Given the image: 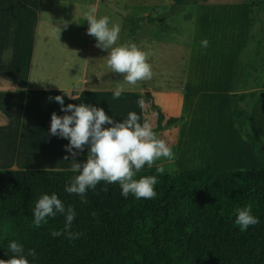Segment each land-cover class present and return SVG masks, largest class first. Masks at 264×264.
Returning <instances> with one entry per match:
<instances>
[{
  "label": "trees",
  "instance_id": "16d2710c",
  "mask_svg": "<svg viewBox=\"0 0 264 264\" xmlns=\"http://www.w3.org/2000/svg\"><path fill=\"white\" fill-rule=\"evenodd\" d=\"M207 2L175 0L179 7ZM263 56L260 44L248 66L238 68L232 84L234 122L260 167L159 175L152 166L136 178L157 176L154 198L130 194L125 199L118 184L101 181L87 191V204L65 192L78 175L73 171L0 170V259L11 256L7 245L17 240L25 252L35 250V259L27 257L30 264H264V139L249 126V106L258 94L245 93L264 68ZM53 193L65 208H74L71 231L79 238L51 235L65 227L59 213L34 226L35 202ZM249 204L259 223L241 232L235 209Z\"/></svg>",
  "mask_w": 264,
  "mask_h": 264
},
{
  "label": "rangeland",
  "instance_id": "374dc122",
  "mask_svg": "<svg viewBox=\"0 0 264 264\" xmlns=\"http://www.w3.org/2000/svg\"><path fill=\"white\" fill-rule=\"evenodd\" d=\"M107 1L127 11V17L111 11L105 5ZM13 2L8 3V6L12 4L14 10L11 16L5 19L8 23H5L4 28L10 29L12 24L15 26V35L11 38L14 46L13 54L17 57L20 53L23 66L22 64L18 65L19 67L14 66V71L12 67L7 70L13 72L17 82L26 80L30 69L31 83L36 85L38 80V83L48 91L47 93L52 90H62V93L76 91L113 93L115 88L122 87L124 89L122 93L143 94L140 98L144 105L139 107L138 116L141 117L142 124L147 122L151 125L158 138L164 140L171 150L177 148L180 137L188 136L187 149L192 155L202 154L207 162L213 156L227 151V146L221 147V144L227 142L231 143V147L234 146L232 133L235 132L215 119L217 111L202 114L203 106L209 99L201 100L192 124L182 127L187 118L192 119L193 116L189 117L192 114L191 111H187L189 104L182 113L178 100L180 92L176 91L177 88L174 86L180 79L182 81L187 70L193 35V22L189 19V14L195 11L191 6L195 4L179 7L175 4V0H14ZM216 2L226 5L247 4L252 7L254 25L249 43L239 61V69L244 70L259 50L260 44L264 46V0ZM3 4L4 0L2 6ZM93 9L97 18L109 17L110 26L120 25L119 39L114 46L132 42L149 54L148 63L151 64L153 72L151 80L139 81L135 86L129 85L121 74L113 73L107 67L105 59L108 55L107 51L97 48L96 39L87 35L86 14ZM63 21L68 22L67 28L64 27ZM8 31L5 33L8 34ZM5 44V41L1 43V45ZM32 50L34 57L31 65L29 54ZM168 79L171 82H168ZM174 80L176 83H173ZM80 82L82 87L76 90ZM147 86L153 89L150 96L151 92L146 89ZM17 90L18 88L12 83L0 80V93H14ZM229 102L232 108V93ZM136 107L138 108L137 102L130 97H120L110 107L102 108L105 109V113L110 112L111 118L123 121L127 119L129 112L136 113ZM214 108L216 107L212 106L208 110ZM176 116L179 119L174 118ZM204 116L205 120H203ZM208 118L213 120L207 124ZM234 130L241 135L235 122ZM23 132L24 130L20 131ZM35 133L28 130L25 138L21 136L17 152L19 160L43 159L48 155L52 157L56 152L51 147L46 152L45 148L36 147ZM198 135L207 138L210 142L196 151L193 148L196 141L192 139H197ZM9 155L10 153L0 146V156ZM166 160L161 158L154 166H163L168 172L178 171L173 163L167 164Z\"/></svg>",
  "mask_w": 264,
  "mask_h": 264
},
{
  "label": "crops",
  "instance_id": "0c3cea01",
  "mask_svg": "<svg viewBox=\"0 0 264 264\" xmlns=\"http://www.w3.org/2000/svg\"><path fill=\"white\" fill-rule=\"evenodd\" d=\"M2 1L0 3V80L12 83L18 90L14 93H0V121H2L0 122V146L10 153L9 156H0V170L73 171L75 161H72L70 154L65 151V146L69 141L50 134L51 114L55 112L58 116H63L65 113L61 111V106L54 99L50 100L49 97L62 95L65 107L70 103L77 105L83 103L105 109L111 104L113 105L116 98L113 93H82L81 91L62 93V90H52L47 93L48 91L38 83V80L36 85L31 83L29 80L30 69L26 80L17 82L13 72L7 70L12 67L14 71V66L19 67L18 65L21 64L23 66L20 53L17 57L13 54L14 46L11 43L13 42L11 38H14L15 26L12 24L10 29L4 28L5 23H8L5 19L7 16H11L14 10L12 4L8 6V3L14 0H4L3 6ZM216 1L219 0H208L207 3L191 5L195 11L189 14V19L193 22V35L187 70L182 81L180 79L176 83L174 80L173 83H176L174 87L177 89L175 90L180 92L178 100L182 113L186 111V106L189 104L187 111L192 113L189 117L193 116L192 119L187 118L182 127L192 124L201 100L209 99L203 106L205 110H202V114L217 111L215 119L235 132L232 133L235 143L233 147H231V143L221 144V147L227 146V151L217 156L212 155L213 157L211 156L212 158L205 162L202 154L196 156L191 154L187 149L188 136L187 138L182 136L177 148L172 149L175 158L171 161L166 160L167 164L173 163L178 171L218 170L229 172L236 169L258 168L261 165L247 140L234 130L233 112L229 102L240 57L251 37L252 7L247 4L226 5ZM5 31H8L10 35ZM5 34L7 35L4 36ZM203 40L209 42L206 48L201 46ZM4 41L6 44L1 45ZM21 41L19 36V42ZM32 57H34L33 50L29 54L31 65ZM263 64L264 56L260 66ZM169 80L168 82H171ZM80 83L82 87V82ZM179 87L180 89H178ZM146 89L151 92L149 96L152 95L153 89L149 86ZM245 93L258 94L249 106L251 115L249 126L252 132L264 139V68L255 74V79H252L249 90ZM141 95L143 94L122 93L120 97H130L131 100L136 101L138 106L136 113L140 115L138 102L141 101ZM212 106L216 108L208 110ZM106 114L110 115V112ZM211 114L213 115V113ZM174 118L179 119L178 116ZM205 119L204 116L203 120ZM210 120L213 119L208 118L207 124ZM139 122L142 124L141 117ZM21 130L24 132L20 133ZM28 130L36 132V147L45 148V152L49 147L56 151L52 157L48 155L43 159L24 158L19 160L17 158L21 136L25 138ZM192 140L196 141V144H193L196 151L199 147L206 146L210 142L207 138L199 135L197 139ZM262 152L264 153V147ZM65 156H69V160L64 161ZM86 156L87 150L77 157V162L83 163ZM148 168L145 165L142 170Z\"/></svg>",
  "mask_w": 264,
  "mask_h": 264
},
{
  "label": "clouds",
  "instance_id": "9594fccd",
  "mask_svg": "<svg viewBox=\"0 0 264 264\" xmlns=\"http://www.w3.org/2000/svg\"><path fill=\"white\" fill-rule=\"evenodd\" d=\"M88 23L87 35L96 39V47L107 51L105 57L107 67L113 73L121 74L123 80L135 86L139 81L151 80L153 77L152 66L148 63L149 54L142 51L135 43L125 42L116 45L120 34V25L110 26L109 17L97 18L95 9L86 14ZM64 27L68 22L63 21ZM208 41H201L202 47L208 46ZM122 87L113 90V96L119 99ZM61 106L65 113L58 116L51 114L50 134L69 141L65 146L75 161L73 172L75 175L65 186V192L76 194L81 202L87 204V191L94 190L101 182L116 183L121 188V195L126 199L131 194L136 199H152L156 196L154 186L158 183L156 175L140 176L137 174L147 165L151 168L161 158L169 161L175 158L169 145L158 138L151 125L147 122L141 124L140 117L135 112H129L127 119L117 121L107 115L103 108L92 105L68 104L64 106V97L57 95L49 97ZM143 107V100L139 101ZM87 150L83 163L77 162V157ZM69 156L64 157V161ZM157 174H164V167L156 169ZM59 213L65 217V227L60 231H52L53 237L66 235L69 240L79 238V233L71 231V225L76 213L72 206L65 208L63 202L53 193L43 194L35 202L33 210V224L40 227L42 222L47 223V217H55ZM97 214L92 213L95 217ZM235 224L240 231H246L249 226H255L259 219L252 214V206L246 205L235 209ZM11 256L0 259V264H30L27 257L36 258L34 249L25 252L24 246L17 240H12L7 245Z\"/></svg>",
  "mask_w": 264,
  "mask_h": 264
},
{
  "label": "water",
  "instance_id": "95a60500",
  "mask_svg": "<svg viewBox=\"0 0 264 264\" xmlns=\"http://www.w3.org/2000/svg\"><path fill=\"white\" fill-rule=\"evenodd\" d=\"M105 5L113 12L121 15L122 17H127L128 12L118 7L115 3L112 2H105ZM81 88V83L77 86V89Z\"/></svg>",
  "mask_w": 264,
  "mask_h": 264
}]
</instances>
